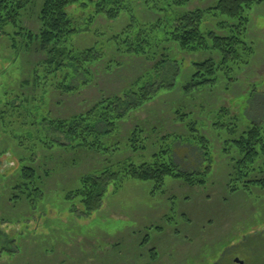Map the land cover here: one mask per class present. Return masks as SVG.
<instances>
[{
  "label": "rangeland",
  "instance_id": "1",
  "mask_svg": "<svg viewBox=\"0 0 264 264\" xmlns=\"http://www.w3.org/2000/svg\"><path fill=\"white\" fill-rule=\"evenodd\" d=\"M152 1L167 5L166 0ZM140 3L125 0L128 9L116 19L95 18L89 33L73 38V48H85L97 40L101 43L100 38L119 33L129 23L155 22L184 11L166 6L167 12L159 14L144 9ZM215 3L216 0H189L185 9L207 8ZM37 8L33 6L25 20V26L32 30L38 27ZM72 15L76 24L84 23L86 14ZM247 40L252 42L253 55L230 88L225 89L220 81L216 87L185 91L190 61L211 54L178 53L175 56L181 71L174 86L160 90L121 124L123 135L140 124L150 142L155 143L163 134L186 138V123L194 122L214 150V158L209 161L211 171L202 186L168 179L164 194H152L149 183L125 181L118 190L107 192L100 208L86 216L78 199L68 201L65 196L79 186L82 175L101 169L103 155L86 150L39 149L37 156L43 163L38 167L43 178L40 200L34 205L24 199L12 203L7 186L17 173V155L22 151L8 134H1L0 174L5 179H0V264H264V189L229 191L233 163L224 155L223 144L217 138L226 127L212 126L215 113L225 108L223 123L228 116H234L233 122L241 131V126L256 121L264 135V3L251 12ZM107 49L105 58L94 67L89 84L70 94L44 93L42 102L47 107L42 104L43 109L59 118L82 113L102 97L120 94L135 85L139 78L147 76L154 62L117 52L112 43ZM46 56L45 51H30L17 58L8 41L0 39V98L3 91H22L33 97L37 90L19 84L23 79H32L35 65ZM84 81V76L78 75L73 85ZM179 114H184L187 121L179 120ZM43 134L57 137L48 126ZM196 146L174 145L175 161L184 169L200 171L205 167L195 157ZM156 147H150L149 153ZM252 176L262 178L264 170ZM151 225L160 226L161 231L153 230ZM146 235L150 236L148 242L143 241Z\"/></svg>",
  "mask_w": 264,
  "mask_h": 264
},
{
  "label": "trees",
  "instance_id": "2",
  "mask_svg": "<svg viewBox=\"0 0 264 264\" xmlns=\"http://www.w3.org/2000/svg\"><path fill=\"white\" fill-rule=\"evenodd\" d=\"M138 1L144 9L159 14L167 12L166 6L170 10L184 11L155 22L129 23L119 33L100 38L101 43L97 40L88 47L73 48V38L80 33H89L95 18L101 16L113 20L128 9L125 0H0V39L8 41L17 58L30 51H45L47 55L44 61L35 65L32 79H23L19 84L37 90L33 97L25 96L22 91L1 92L0 135L8 134L22 151L17 155V173L7 186L12 203L24 199L34 205L40 200L43 178L38 168L42 163L37 156L39 149L86 150L103 155L101 169L82 175L79 186L65 196L68 201L78 199L83 206L82 214L86 216L100 208L107 192L118 190L125 181L149 183L152 194H164L168 179L180 180L189 186L207 183L214 150L209 138L194 122L186 123V138L163 134L155 143L150 142V136L140 124H135L124 135L121 124L153 100L160 90L174 86L181 71V63L175 56L178 53L211 54L190 61L191 74L185 91L216 87L220 81L224 82L225 89L230 88L237 81V73L250 63L254 52L252 42L247 40L251 12L264 0H216L213 6L188 10L185 6L189 0H166V6L152 0ZM33 6H38L35 13L38 27L34 30L25 26ZM78 13L86 14L82 24H76L72 15ZM111 43L117 52L154 61L147 76L139 78L124 92L102 97L91 108L69 118L55 117L50 110L43 109L42 104L47 107L42 102L44 93L70 94L89 84L94 67L105 58ZM165 68L168 70L162 75ZM78 75L84 76L85 81L73 85ZM16 100L18 104H14ZM226 113L225 108H220L212 126L215 129L226 127L223 135H217V138L223 144L224 155L233 163L227 183L229 191L264 189V177L252 176L255 171L264 170L261 127L254 121L241 126L243 129L239 131L240 126L233 122L234 116H228L223 123ZM179 115V120L187 121L184 114ZM47 126L57 137L43 134ZM176 143L197 145L195 157L205 167L200 171L184 169L174 158ZM152 146L156 148L149 153ZM4 177L0 174V179ZM171 209L178 214L174 206ZM150 227L161 231L160 226ZM149 238L146 235L143 241L148 242ZM154 253L151 254L153 259L156 258Z\"/></svg>",
  "mask_w": 264,
  "mask_h": 264
},
{
  "label": "water",
  "instance_id": "3",
  "mask_svg": "<svg viewBox=\"0 0 264 264\" xmlns=\"http://www.w3.org/2000/svg\"><path fill=\"white\" fill-rule=\"evenodd\" d=\"M236 261H238V260H236ZM238 262H241V261H238Z\"/></svg>",
  "mask_w": 264,
  "mask_h": 264
}]
</instances>
